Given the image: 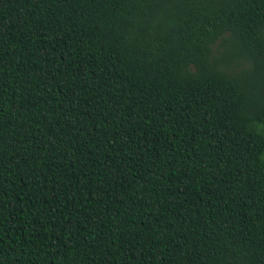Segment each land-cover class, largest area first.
<instances>
[{
  "label": "trees",
  "instance_id": "1",
  "mask_svg": "<svg viewBox=\"0 0 264 264\" xmlns=\"http://www.w3.org/2000/svg\"><path fill=\"white\" fill-rule=\"evenodd\" d=\"M0 264H264V0H0Z\"/></svg>",
  "mask_w": 264,
  "mask_h": 264
}]
</instances>
